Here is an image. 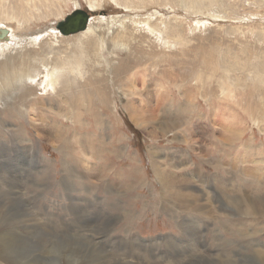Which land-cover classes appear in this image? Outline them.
Returning <instances> with one entry per match:
<instances>
[{"label":"rangeland","instance_id":"374dc122","mask_svg":"<svg viewBox=\"0 0 264 264\" xmlns=\"http://www.w3.org/2000/svg\"><path fill=\"white\" fill-rule=\"evenodd\" d=\"M41 1L49 6L38 3L30 8L27 13L36 16L22 26L16 19L0 21L9 30L0 28L6 32H0V47L9 41L5 36L10 31L28 39L44 30L40 42L63 48L67 45L64 38L79 32L61 35L46 28L54 29L53 23L75 7L102 18L97 22L100 26L109 17L168 20L182 40L164 42L159 34L155 37L148 32L147 41H153L155 52L134 51L133 44L130 53L118 50L119 62L111 63L113 70L107 69L110 78L106 81L103 68L92 69L91 76L79 81L74 90L54 100L46 96L43 102L57 113L54 117L45 112L44 121L30 107V94L17 88L11 93L8 86L1 89L0 218L11 215L5 203L16 197L20 206L38 217V228L53 239L37 257V264H65L58 247L60 237L70 234L85 235L112 257L140 264H179L180 256L187 264H203L205 258L200 255L208 257L210 264H262L254 250H264V215L237 213L227 202L223 204L219 187L227 184L228 172L235 169L229 164L235 161L236 172L228 181L232 194L264 197V122L255 124L246 107L225 100L222 81L202 74L205 86L211 81L205 91L199 88L200 77L187 71L201 67L195 63L203 54L227 49L233 57L241 45L248 54L263 49L264 42L253 43L252 39L259 31L264 35V0H196L195 11L187 0ZM38 13L45 18H38ZM250 29V35L240 37ZM2 52L0 63L10 51ZM101 60L109 65L110 53H104ZM182 69L184 73L179 72ZM130 83L134 89L128 88ZM39 87L35 89L38 94L42 92ZM11 99H16L13 110L4 103ZM142 104L154 113L146 124L132 114ZM175 120L182 124L166 128ZM85 141H91L92 148ZM157 167L167 176L186 179L206 191L211 217L165 196ZM25 229L19 221L0 226V264H34L35 237ZM11 233L24 238L23 242L8 237ZM10 248L18 251L19 258ZM193 248L200 254L192 255Z\"/></svg>","mask_w":264,"mask_h":264},{"label":"bare ground","instance_id":"6f19581e","mask_svg":"<svg viewBox=\"0 0 264 264\" xmlns=\"http://www.w3.org/2000/svg\"><path fill=\"white\" fill-rule=\"evenodd\" d=\"M187 2L190 4L189 8L192 11L197 9L196 7L198 2L196 0H187ZM38 3L44 7L49 6L41 0H0V21L6 22L16 19L22 26L23 23L36 16L34 10L32 11L31 9L34 14H28L27 11L35 6L37 7ZM45 16L46 15L44 14L38 13V18H45ZM151 18L153 17L148 16L147 18L143 19L141 16L136 18H131L130 16L109 17L106 20V25L100 26L97 24V22L101 21L102 18H95L94 16L89 15L87 21L88 23L85 29L78 31L79 34L73 37L64 38L63 41L67 42L66 46H62L64 49L56 45L54 42H40L43 37L42 33L44 30H42V32H38L34 36H28V39L26 35L21 36L10 31L9 35L5 36L6 39H9V41L2 44V47H0L1 52L10 51L8 57L0 63V79H3V81L0 80V92L2 88H6L7 86L10 88L11 93L15 88H17L20 92L24 91L27 94H30L32 99L30 107L37 110V113L40 115V118H42V121H44L43 118L45 116V112L52 113V115L55 117L57 113V110H54L55 107L52 108L51 105L46 106V104L43 102L46 96H48L47 98H49V100H54L57 97L63 96V93H68L74 90L80 83L79 81L88 79L91 76L89 70L91 71L92 69L103 68L107 73V76L103 79L106 81V79L110 78V74L108 73L107 69L113 70L111 63L119 62L118 56L115 55L118 50L130 53L132 52L131 46L133 44L134 51L138 50L140 52V50L143 48L145 51L151 50L152 52H155L156 46L153 45V41H151V43L147 41L149 40L148 32L153 34L155 37L157 36L156 34H159V39L163 40L164 42H169L174 39L179 41L182 40L178 28L172 25L168 20L165 21L161 19L160 21H155ZM17 25L18 26L16 28L20 29L21 26L18 23ZM50 27L46 28V30L48 29V32H56L55 29H53V26L51 28ZM0 28H4L6 29L5 31L9 32L6 26L1 22ZM4 29H0V32L4 31ZM144 29H147L148 31L142 32ZM251 29L247 32L244 31L240 37H246L248 34L250 35L252 32ZM259 32L255 33L254 36L252 35L253 43H257L259 40L260 42H264V35ZM243 42H247V40L245 39ZM146 46H148V48H146ZM238 50L239 52H236L233 57L229 56L227 49L224 50V52L218 50L215 52V54H203L201 57H199V59L197 58V62L195 63L198 68L200 65L201 67L196 70H188L187 72L191 76L197 77L196 75H198L200 77H197V79L201 81H199V88L201 87L205 91H208V88H211L209 85L211 81L207 82L205 86V77H208L209 79H214L215 77L217 80L222 81L220 84V89L222 93H227L228 96L224 97L225 100L231 101L234 104H238L241 108H243V106L246 107L244 110L249 111V115L253 118L255 124L261 121L264 122V48L258 53L255 52L253 54H248V49L245 47V45H241ZM104 53H110L109 65H105L101 60ZM230 58H234L235 60L230 61ZM206 69H208V71H206ZM116 72L117 71H114V73ZM179 72L184 73V69ZM212 72H214L213 75L209 76ZM117 74L119 75V72ZM202 74L204 75V78H202ZM84 75H87V78H83ZM36 86H41V88L39 87L42 90L41 93L38 94L35 91V89H37ZM134 87L135 86L130 83L128 88L134 89ZM83 94L89 93L80 92V95ZM99 100L103 104L105 103L103 102L104 99ZM242 100H245V104L241 103ZM2 101H4V99H2ZM62 101H65V99ZM66 102L67 101H65V103ZM139 102L142 103V100H139ZM160 102H158L155 106H159ZM4 103L6 108L13 110L16 99H11L10 101ZM147 104L148 103H146V105ZM183 105L185 106V104ZM144 106L145 105L143 104L139 106L140 110L138 113H132L136 117H142V124H146L154 119L153 111L149 113V109H146L147 107L145 108ZM181 124V122H177L175 120V122H172L166 128L176 129V127H179ZM37 132L40 131L38 130ZM85 143L87 144V147L92 148L90 147L91 141H85ZM15 153L17 154V151ZM90 157L93 158L95 156L91 155ZM17 159L19 158L17 157ZM11 161H16V158L12 157ZM87 161L89 160L87 159ZM7 162L10 163V161ZM229 165L231 169L235 168L232 170L233 174H235V161H232ZM72 167V165H69L67 169L69 168L72 171ZM161 168L157 167L156 173L161 178L165 196L174 199L176 202H183L181 204L182 206H193V208L197 209L202 214V216L206 218L211 217L209 201H207L205 198V194L207 193L206 191L205 193L202 189H198L186 179H177L170 175L167 176ZM232 172H228V176L230 178L228 180L229 182L232 178ZM98 173H101V170H98ZM261 173L264 175V169L261 171ZM228 181L226 182L227 184L222 185V188L219 187L223 204L227 202L229 205L235 208L237 213H246V215H264V197L248 194H245V196H234L232 194L233 188L231 187V184L228 183ZM219 182L222 183L221 181ZM186 187L189 188L186 189ZM174 189L176 190V192H174L175 194L171 192V190ZM182 198H186V200H182ZM14 199L11 202L9 201V203H5L10 207L11 210L9 213L11 215L9 216L12 217L5 219L9 217L7 214L5 217L0 218V226H6L7 224L13 223L15 221L23 223L26 228L25 230L35 237V240L32 241L33 244H36L34 253V257L36 259L34 260V264H37V257H41L46 248L48 249L46 245L53 239V236L46 230L39 229L37 226L39 222L38 217L32 214L27 207L20 206V201H18L19 199L17 197ZM186 202L188 204H185ZM196 202H198V204ZM10 236H12L15 241L18 242H23L24 240V238H18L15 233H11L8 237ZM98 243L88 239L85 235L70 234L60 237L58 250L65 261V264H140L137 261L131 262L132 260L127 261L116 259L112 257L106 250L101 248ZM80 246H83L84 248H79ZM68 250L74 254H70ZM0 251L2 252V250ZM10 251L19 258L18 251L13 250L12 248H10ZM190 251L192 255L200 254L198 250H195V248L190 249ZM254 251L258 254L257 259L261 261L262 264H264V250L256 249ZM77 254L80 255L79 258L77 257ZM200 257L205 258V262L203 264H210V259L208 257H205L204 255H200ZM178 262L179 264H187L185 262V258L182 256H180ZM221 264L227 263L221 261Z\"/></svg>","mask_w":264,"mask_h":264},{"label":"water","instance_id":"95a60500","mask_svg":"<svg viewBox=\"0 0 264 264\" xmlns=\"http://www.w3.org/2000/svg\"><path fill=\"white\" fill-rule=\"evenodd\" d=\"M88 18L89 13L87 10L75 7L64 18L54 23V29L61 35L72 34L85 29L88 23Z\"/></svg>","mask_w":264,"mask_h":264}]
</instances>
